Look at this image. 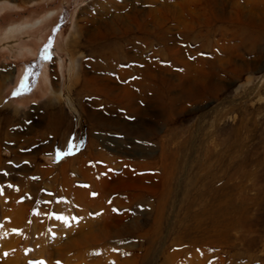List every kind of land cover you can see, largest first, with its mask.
Instances as JSON below:
<instances>
[{"label":"bare ground","instance_id":"bare-ground-1","mask_svg":"<svg viewBox=\"0 0 264 264\" xmlns=\"http://www.w3.org/2000/svg\"><path fill=\"white\" fill-rule=\"evenodd\" d=\"M259 5H264V0H97L83 10L76 24L79 35L70 44L80 45L84 37L89 53L79 75L71 82L72 88L67 90L68 105L80 113V123L86 113L89 121L108 127H113V118L105 117L104 110L112 113L113 109L124 107L143 115L146 109L135 100L143 96L149 101V90L156 89V79L168 85L184 81L166 78L157 62L155 68L152 66L146 52L149 44L158 42L165 47L168 57L182 61L192 71H201L203 68L190 63L200 56L197 48L192 50L197 58H189L190 42L215 51L217 47L231 45L236 32L255 41L264 30V10L257 11ZM224 21L238 23L241 31L215 28V23ZM250 28L256 33H248ZM214 31H219L222 38L211 39ZM160 51L155 53L161 54ZM216 55L218 61H231ZM7 78L0 73V92ZM187 81L182 95L196 94L198 87L204 91L220 87L202 78ZM135 85L143 90L140 94ZM153 104L154 108H162L157 100ZM46 107L52 111L48 127L54 135L53 142L45 143L44 133L32 124L12 131V136L8 135L6 125L0 126V264H264V254L254 253L258 247H264V228H256L251 220L252 212L264 206L261 198L237 201L236 195L244 190L242 185L218 183L220 177L207 172V176L190 177L186 184V188L198 192L196 197L186 192L184 205L171 207L170 199H175L169 188L178 173H158L159 183L154 180L145 184L144 178L152 177L144 175L136 180L127 163L125 168L122 166L123 172L117 174L113 166L115 157L103 150L94 153L96 141L92 138L86 142V152L81 150L84 145L79 141L78 152L57 169L42 164L38 155L55 146L60 138L61 143L64 137H60V129L66 127L61 98ZM7 138L11 139L10 145L5 143ZM140 153L141 157L147 155ZM165 156L162 150L153 161H133L135 171L151 167L160 171ZM91 158L104 163L101 170L97 169L99 176L93 174ZM23 159L26 160L20 162ZM16 162L18 168L13 165ZM103 173H107L105 182ZM77 182L87 185L79 186ZM133 188L136 190L131 195L113 198V194ZM138 205L146 210L139 211ZM117 208L123 214H117ZM199 208L203 210L197 211ZM53 209L58 211L55 215ZM132 210L140 214L131 217ZM180 210L182 220L177 217ZM148 212L153 215L149 227L145 221ZM132 234L137 244L125 239ZM208 246L223 247L227 258L213 259V254H220L222 249L209 251L205 249ZM236 259L244 261L239 263Z\"/></svg>","mask_w":264,"mask_h":264},{"label":"rangeland","instance_id":"rangeland-1","mask_svg":"<svg viewBox=\"0 0 264 264\" xmlns=\"http://www.w3.org/2000/svg\"><path fill=\"white\" fill-rule=\"evenodd\" d=\"M96 1L0 0V73L8 76L0 92V126L6 125L8 135L12 136L16 129L32 124L39 132L44 133L45 143L49 140L53 142L54 135L48 127L51 114L46 106L61 98L66 121L64 128L68 129H60V137H64L61 143L60 138L55 146L38 155L40 163L57 169L78 150L79 141L84 145L81 150L86 152L89 149L86 142L92 138L96 141L94 153L103 150L115 157L113 166L117 174L123 172L122 166L125 168L127 163L132 177L136 180L140 181L144 175L152 177L144 178L145 184L155 181L159 183L161 175L158 177V173H178L174 184L169 188L175 199H170L171 207L174 204L175 207L183 206L187 198L186 192H191L190 196L196 197L198 192L191 187L186 188V184L190 177L207 176V172L219 176L218 183L242 185L244 190L236 195L237 201H247L258 196L264 202V30H261L260 37L257 36L255 41L247 40L242 33L236 32L237 37L231 41V45L227 48L217 47L216 52L210 48L198 47L191 41L189 58H197V54L192 53L197 48L200 56L197 61L190 63L203 68L202 72L192 71L182 61L168 57L165 47L158 42L149 44L146 52L152 66L155 68L154 62H157L166 78L178 77L184 81L177 85H168L166 81L156 79L154 84L159 89L158 92L156 89L149 90V101H145L143 96L135 100L146 109L143 115L120 107L113 109L112 113L108 109L103 111L105 117L113 118V127L89 121L86 113H83V121L80 123V113L68 105L66 94L72 88L71 82L79 75L89 50L85 46L84 37L80 45L70 44L79 35L76 24L83 10ZM260 10H264V5L257 6V11ZM215 24V28L221 26L229 32L241 31L238 23L233 25L224 21ZM247 32L256 33L251 28ZM221 38L219 31L211 32V39ZM156 50H161V54L155 53ZM163 50L166 54H162ZM216 53L231 61H218ZM198 78L218 83L220 87L211 91L198 87L196 94L182 95L181 90L188 83L187 80ZM134 89L138 94L143 91L138 85ZM72 97L75 98L74 94ZM154 100L161 103V109L154 108ZM65 132H68L66 136L63 134ZM9 140L11 139H5L6 145L10 143ZM162 150L166 156L164 167L160 171L155 167L135 171L133 161H153L160 156ZM140 152L147 155L141 157ZM24 160L26 159L20 162ZM89 161L94 164L93 174L99 176L98 171L104 163L92 158ZM13 165L19 166L17 162ZM69 168L73 173L72 167ZM106 175L107 173L102 175L103 182ZM77 183L79 186L87 185V182ZM134 190L136 189L120 191L113 194V198L127 197ZM147 203L149 205L146 207L149 209L150 201ZM138 210L146 209L138 205ZM51 212L55 215L58 211L53 209ZM116 212L123 214L118 208ZM252 213L253 225L263 229L264 206ZM130 214L131 217H136L140 212L132 210ZM179 214L177 217L182 220L184 215L181 210ZM147 216L145 221L149 227L153 215L148 212ZM76 218L77 221L81 220ZM239 228L242 231L244 226ZM250 238L246 237L247 240ZM125 239L137 244L134 234ZM231 246L234 250V242ZM205 249H222L220 254L215 253L212 258L220 261L227 258V254H223V247L208 246ZM228 250L229 247L225 246V251ZM254 253L259 256L264 254V247H258V251ZM243 261L236 259L239 263ZM253 264L260 263L255 261Z\"/></svg>","mask_w":264,"mask_h":264}]
</instances>
